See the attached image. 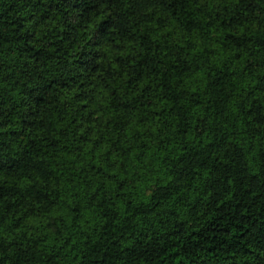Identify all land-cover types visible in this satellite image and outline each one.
Segmentation results:
<instances>
[{"label": "trees", "instance_id": "obj_1", "mask_svg": "<svg viewBox=\"0 0 264 264\" xmlns=\"http://www.w3.org/2000/svg\"><path fill=\"white\" fill-rule=\"evenodd\" d=\"M0 264H264V0H0Z\"/></svg>", "mask_w": 264, "mask_h": 264}]
</instances>
